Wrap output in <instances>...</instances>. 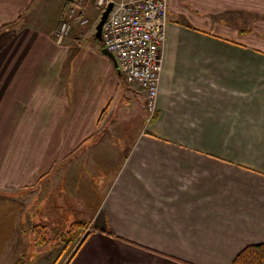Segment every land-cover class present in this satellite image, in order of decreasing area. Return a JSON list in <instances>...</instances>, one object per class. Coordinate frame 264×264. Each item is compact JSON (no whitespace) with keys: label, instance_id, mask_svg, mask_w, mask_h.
Returning <instances> with one entry per match:
<instances>
[{"label":"crops","instance_id":"obj_1","mask_svg":"<svg viewBox=\"0 0 264 264\" xmlns=\"http://www.w3.org/2000/svg\"><path fill=\"white\" fill-rule=\"evenodd\" d=\"M69 1L0 0V209L48 204L27 228L56 236L87 223L69 264H232L264 244V0H168L149 123L95 7L57 41ZM15 210L0 241L20 247Z\"/></svg>","mask_w":264,"mask_h":264},{"label":"built area","instance_id":"obj_2","mask_svg":"<svg viewBox=\"0 0 264 264\" xmlns=\"http://www.w3.org/2000/svg\"><path fill=\"white\" fill-rule=\"evenodd\" d=\"M110 4L113 8L103 25L100 42L115 57L127 84L145 92L149 123L157 112L169 22L168 0H70L57 26L56 38L63 42L75 27H87L91 6L98 10L99 20ZM89 232L87 229L85 234ZM84 236L77 240L71 253Z\"/></svg>","mask_w":264,"mask_h":264},{"label":"rangeland","instance_id":"obj_3","mask_svg":"<svg viewBox=\"0 0 264 264\" xmlns=\"http://www.w3.org/2000/svg\"><path fill=\"white\" fill-rule=\"evenodd\" d=\"M30 204L32 205H27L25 209L21 208V210L17 211L15 209H17L18 204L15 201L11 203L10 206L6 205L5 207H7V209H0V231H4L0 232V237H4L6 241V233L8 240L14 236V228L9 227L7 215L10 216L11 212L15 210V215L12 214L10 219L14 220L16 225L18 224L19 226H21L20 230H17L19 232L22 229L21 232L23 233L21 234V237L19 239L25 241V243L20 247L17 245L15 246L6 244L5 242L0 241V264H19L21 262V259H23V264H47V262H50L52 257L55 255V252L59 247L57 244L58 239H56L58 237L55 235V233L50 230L49 235L51 238V243L45 248H38L33 244V240L30 233L31 229L27 228L30 227V222H32V224L34 223L32 220H34L37 215L40 217L43 216L45 217V219L49 218V216H52L49 213L47 206L48 204L39 205L37 202ZM8 207L11 208L9 209ZM76 243L77 241L73 244L72 248L63 255L62 260H60L59 264H64L65 261L68 260L69 256L72 254L71 252L73 251ZM18 256L20 257V260H17V263H15V258H17Z\"/></svg>","mask_w":264,"mask_h":264},{"label":"trees","instance_id":"obj_4","mask_svg":"<svg viewBox=\"0 0 264 264\" xmlns=\"http://www.w3.org/2000/svg\"><path fill=\"white\" fill-rule=\"evenodd\" d=\"M88 224L83 221H77L71 224L65 232H62L58 237V246L61 247L60 253L53 264H57L62 256L67 253L73 246V244L79 240L83 235L84 238L81 241L78 248L69 256L67 263L75 257L78 250L85 243L87 238L90 236L91 231L87 234ZM31 237L33 244L38 248H45L51 243V238L49 235L48 227L36 224L31 227ZM109 236H113V233L110 230L105 231ZM19 264H23V259L20 260ZM232 264H264V244L261 245H250L241 251Z\"/></svg>","mask_w":264,"mask_h":264},{"label":"water","instance_id":"obj_5","mask_svg":"<svg viewBox=\"0 0 264 264\" xmlns=\"http://www.w3.org/2000/svg\"><path fill=\"white\" fill-rule=\"evenodd\" d=\"M113 8V4H110L107 9L104 11L100 21L98 22L97 26H96V37L101 41V37H102V29H103V25L106 22L109 13L111 12ZM104 53H106L107 55H109L111 57V59L115 62V64L117 65L116 59L115 57L109 53L108 51L104 50ZM118 66V65H117Z\"/></svg>","mask_w":264,"mask_h":264}]
</instances>
